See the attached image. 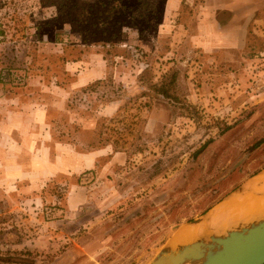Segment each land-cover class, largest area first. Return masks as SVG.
Here are the masks:
<instances>
[{"label":"rangeland","instance_id":"obj_1","mask_svg":"<svg viewBox=\"0 0 264 264\" xmlns=\"http://www.w3.org/2000/svg\"><path fill=\"white\" fill-rule=\"evenodd\" d=\"M193 1L0 0V259L148 264L264 169V6L240 51L202 52ZM58 141L102 156L67 172Z\"/></svg>","mask_w":264,"mask_h":264},{"label":"crops","instance_id":"obj_2","mask_svg":"<svg viewBox=\"0 0 264 264\" xmlns=\"http://www.w3.org/2000/svg\"><path fill=\"white\" fill-rule=\"evenodd\" d=\"M188 2L190 5L194 4L193 0H188ZM262 6H264V0H204L203 4L198 6L196 18L188 25L189 33L186 42L192 44L196 48H200L202 52H238L244 46L248 28L254 19H256V12H258ZM95 73L96 70H88L79 77L78 81L83 82L82 84H87L93 80H99L100 78H103L101 75L96 76ZM26 109L30 111L33 120H35L37 123L33 126H27L24 129V134L28 135L29 133H36V135L41 138L39 141H42L44 143L43 145L45 146L46 142H48L46 134L51 132L53 125L46 122V112L44 111V108L40 109L38 107H33ZM20 115H22V113H20ZM15 128V125H13L11 127V132L14 133ZM14 137L16 140H13V142L19 145L20 142L17 141V136ZM23 140L24 139L21 140V143H23ZM58 144L59 145L55 146L56 150H60L59 152H64L60 155L61 159L64 160L68 166H71L67 172L71 171L72 173H75L83 170L84 168L89 169L93 167L96 163V160L102 156V153L100 154L98 151L77 154L74 152L75 146L69 144L62 145V142L60 141H58ZM66 151H68V154H65ZM62 172L64 171L62 170ZM263 175L264 169L254 176L248 178L241 185V190L239 193L229 195L232 197H230L227 201H225V199H227L229 196L208 210L205 216L209 219L207 221V224H210L209 227H212L214 224L216 227L234 225L238 220L248 218L249 216L251 217L253 214V217L256 216L261 211V209L264 211L263 207L254 213L243 212L245 214H242L234 212L229 215L230 217H223L224 221H222L220 218L215 219L217 222L214 220V217L220 215L222 213L221 211H224L227 206L246 200L250 203H255L256 200L260 201L261 199H264V185H262L260 182V179L263 177ZM234 214L237 216L233 217ZM212 219L215 222L212 223ZM204 222L205 220L198 224H203ZM178 235L179 234H176L174 239H172V234L169 240L174 242V246L177 244L175 239ZM178 244H181V242Z\"/></svg>","mask_w":264,"mask_h":264},{"label":"water","instance_id":"obj_3","mask_svg":"<svg viewBox=\"0 0 264 264\" xmlns=\"http://www.w3.org/2000/svg\"><path fill=\"white\" fill-rule=\"evenodd\" d=\"M240 190L241 186L234 194ZM205 214L190 224L206 220ZM171 242L148 264H264V213L234 225L210 226L186 244L173 247Z\"/></svg>","mask_w":264,"mask_h":264},{"label":"bare ground","instance_id":"obj_4","mask_svg":"<svg viewBox=\"0 0 264 264\" xmlns=\"http://www.w3.org/2000/svg\"><path fill=\"white\" fill-rule=\"evenodd\" d=\"M260 182L262 183V185H264V175H263V177L260 179ZM259 183V182H258ZM261 185V186H262ZM264 188V187H263ZM262 188V189H263ZM261 192H262V190H261ZM232 195H234V193L232 194ZM230 197H232V196H229L227 199H225V201H227ZM224 201V202H225ZM223 202V203H224ZM264 207V199H261L260 201L259 200H256L255 201V203H250L249 201H242V202H238V203H236V204H232V205H230V206H227L226 207V209L224 210V211H221L222 213L220 214V215H217V217H214V220L216 219V218H220L222 221H224L223 220V217L225 218V217H228L231 213H234V212H238V213H242V214H245V213H243V212H249V213H254L255 211H257L258 209H260V208H263ZM233 208V209H232ZM260 212H262V213H264V211H262V209H261V211ZM259 212V213H260ZM246 213V214H247ZM257 214L256 216H259L260 214H262V213H260V214ZM210 215V214H209ZM251 215V214H250ZM254 215V214H253ZM253 215L251 216V217H253ZM235 216H237V215H235L234 214V216L233 217H235ZM249 216V215H248ZM247 216V217H248ZM230 217V216H229ZM250 217V216H249ZM255 217V216H254ZM237 218V217H236ZM233 219V218H232ZM231 219V220H232ZM209 219H208V217H206V220H205V222L203 223V224H191V225H193V226H195V227H197V234L195 235V236H190V237H185L184 236V234H179L178 236H177V238L174 240L177 244L179 243V242H181V244H186V243H188V242H191L192 240H194L195 238H197V237H199V235H201V234H203L205 231H206V229L209 227V225L207 224V221H208ZM213 220V219H212ZM212 221V223L213 222H215V221ZM229 221V220H228ZM239 221V220H238ZM217 222V221H216ZM212 225V224H211ZM215 225V224H214ZM216 226V225H215ZM190 231V230H189ZM192 232V231H191ZM175 237V236H174ZM174 237H172V239H174ZM184 240V241H183ZM174 242H171V245L174 247V244H173ZM176 245V244H175Z\"/></svg>","mask_w":264,"mask_h":264},{"label":"trees","instance_id":"obj_5","mask_svg":"<svg viewBox=\"0 0 264 264\" xmlns=\"http://www.w3.org/2000/svg\"><path fill=\"white\" fill-rule=\"evenodd\" d=\"M173 79H174V77L172 76L171 79H170V83L173 82ZM161 94H162L164 97L169 98V97H168V93H167L165 90H163V89L161 90ZM12 258H13V257H12ZM12 261H16V260L11 259V257H9L8 259H0V262H1V263H4V264H8L9 262H12ZM16 262H19V261H16Z\"/></svg>","mask_w":264,"mask_h":264}]
</instances>
